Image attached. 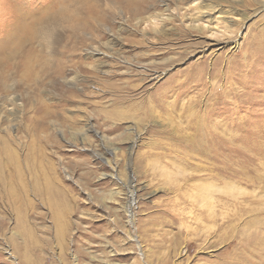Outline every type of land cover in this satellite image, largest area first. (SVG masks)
<instances>
[{
	"label": "rangeland",
	"instance_id": "rangeland-1",
	"mask_svg": "<svg viewBox=\"0 0 264 264\" xmlns=\"http://www.w3.org/2000/svg\"><path fill=\"white\" fill-rule=\"evenodd\" d=\"M95 1L0 89V264H264V0Z\"/></svg>",
	"mask_w": 264,
	"mask_h": 264
},
{
	"label": "bare ground",
	"instance_id": "bare-ground-1",
	"mask_svg": "<svg viewBox=\"0 0 264 264\" xmlns=\"http://www.w3.org/2000/svg\"><path fill=\"white\" fill-rule=\"evenodd\" d=\"M57 1V0H56ZM73 0H59L58 3V7L54 9V12L52 13H48V10L45 12H39L36 11L32 12L29 11L27 12V14H24V7L23 5H15V9L16 11L13 12L12 15V19L9 21V25L7 27L6 30V36L3 40L0 41V89H6L8 88L7 84L9 81V66H10V62L11 60L15 59V56L19 55L22 50H26L25 49V45H29L30 47H35L36 43L41 46V48L43 49V45L48 43L50 40H55L56 39H61L63 35H59V28L63 29L65 27H67L69 29V31H71L72 35L74 34H79L78 32H80L81 30H85V29H90L91 28V24L89 25V23L91 22L90 17L92 16V14H95V12L97 11V13L99 12V10H97V5H91L83 10H78L77 8H74L71 4H69L68 2H72ZM125 1V0H124ZM97 2V0L95 1ZM202 8H205L202 6ZM14 8H12V10H15ZM35 9V8H34ZM146 6L143 4L142 6H139V8H136L135 10L132 11V19H137V16L140 15L141 13L145 12ZM198 9V8H197ZM147 10V9H146ZM199 12L197 13L198 16L204 14L201 10H198ZM16 12V14H15ZM26 12V11H25ZM197 12V11H196ZM39 14H42L41 16H39ZM161 15L163 16V14L161 13ZM161 15H157L156 17L154 16H146L144 17V21L146 22H158L159 20L161 21V23L164 21V19L161 17ZM93 18V17H92ZM157 18V20H155ZM140 19V18H139ZM154 24V23H153ZM154 26V25H153ZM157 27V24H155V28ZM162 30V29H161ZM164 31V30H163ZM59 35V36H58ZM261 35V34H260ZM262 36V35H261ZM260 38V37H259ZM256 38L254 39L255 45H253V49H259L261 46L262 48H260V51H263V42H260V39ZM20 40L17 45L16 48H13V46H15V44ZM253 42V40H252ZM26 43V44H25ZM49 44V43H48ZM212 45V44H211ZM29 47V49H30ZM47 47V46H46ZM36 48V47H35ZM41 48L38 49L39 54H41ZM26 50V51H29ZM45 53V52H44ZM246 53V52H245ZM244 53V54H245ZM32 55V54H31ZM30 55V56H31ZM255 55V54H254ZM260 56V54H258ZM45 56V55H44ZM245 56V55H244ZM47 57V56H46ZM246 57V56H245ZM244 58V57H243ZM242 58V59H243ZM38 60V59H37ZM244 60V59H243ZM19 61V60H18ZM245 61V60H244ZM26 63V62H25ZM243 63V62H242ZM241 63V65H242ZM22 64V63H21ZM60 64V63H59ZM249 64V63H248ZM255 64V63H254ZM23 65V64H22ZM21 65V66H22ZM26 65V64H25ZM244 65V64H243ZM242 65V66H243ZM29 66V65H28ZM47 66V65H46ZM255 66V65H254ZM30 67V66H29ZM244 67V66H243ZM263 67V66H262ZM23 68V67H22ZM240 68V66L238 67V69ZM26 69V68H25ZM32 69V68H31ZM237 69V70H238ZM20 70V69H19ZM23 70V69H22ZM246 70V69H245ZM260 70V69H259ZM250 71V70H249ZM28 72V71H27ZM25 72V73H27ZM240 72V71H239ZM242 72V71H241ZM18 73V72H17ZM22 73V72H20ZM31 73V70H30ZM38 73V72H37ZM14 74V73H13ZM19 74V73H18ZM15 75V74H14ZM36 75V74H35ZM241 75H247L249 76L250 74H242ZM198 76V75H197ZM202 77V76H201ZM196 80V79H195ZM202 81V80H201ZM239 82V81H238ZM244 82V81H243ZM245 84V83H244ZM254 89V88H253ZM10 90V88H9ZM216 91V90H215ZM227 91V90H225ZM248 91V89H247ZM252 91V90H251ZM229 92V91H228ZM249 92V91H248ZM181 94V93H180ZM242 94V93H241ZM249 94V93H248ZM229 95V94H228ZM251 95V94H250ZM249 96V95H248ZM12 97V96H11ZM16 97V96H15ZM245 97V96H244ZM9 98H5V100L7 101ZM13 99V98H12ZM11 99V100H12ZM245 100V99H244ZM261 100V99H260ZM258 101V100H256ZM224 102V101H223ZM263 102V101H262ZM233 104V103H232ZM262 105L264 106V104L262 103ZM234 106V105H233ZM233 106H231V104L227 101L223 104L224 108L227 109H231ZM213 113H218L217 109L218 108H222V106L220 107L219 105L217 106L216 104L213 105ZM235 108V107H234ZM232 110V109H231ZM212 112V110H211ZM264 112V111H263ZM2 117V116H1ZM13 117V116H12ZM17 118V116H14V120ZM204 119H200V122L203 121ZM208 122V120H207ZM252 123V122H251ZM15 126V125H14ZM17 126V125H16ZM228 127V126H227ZM228 129V128H227ZM222 134V133H221ZM229 134V132H228ZM214 136H216L219 140V142L223 144H227L226 146H228L229 148V144H230V138L229 139H225V138H220L216 132L213 133ZM209 139V138H208ZM21 142V141H20ZM217 142V141H216ZM33 143V140H32ZM218 144V143H217ZM222 144V145H223ZM7 145V144H6ZM2 147V146H1ZM222 148V147H221ZM31 152V151H30ZM10 153V152H9ZM230 153V152H229ZM9 158V157H8ZM10 159V158H9ZM13 161V160H12ZM17 161V159H16ZM15 161V162H16ZM1 162V160H0ZM17 165V163H16ZM26 165V164H25ZM38 165V164H37ZM15 166V165H14ZM8 167V166H7ZM11 167V166H10ZM28 167V166H27ZM25 167V168H27ZM13 168V167H12ZM11 168V169H12ZM15 168V167H14ZM19 169V167H18ZM4 170V169H2ZM16 170V169H15ZM17 172V171H16ZM19 173V172H18ZM36 173V172H35ZM13 179V178H12ZM24 180V179H23ZM15 187V186H14ZM6 190V189H5ZM15 191V190H14ZM7 192V191H6ZM9 193V192H8ZM17 193V192H16ZM11 196V195H10ZM16 198V197H15ZM12 200V198H11ZM18 200V199H17ZM58 205V203H57ZM55 209V208H54ZM22 211V210H21ZM56 218V216H55ZM29 249V248H28ZM29 262L31 263L30 258Z\"/></svg>",
	"mask_w": 264,
	"mask_h": 264
}]
</instances>
